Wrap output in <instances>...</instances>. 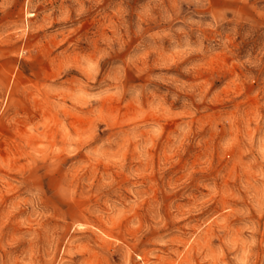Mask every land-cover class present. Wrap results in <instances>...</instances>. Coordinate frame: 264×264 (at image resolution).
<instances>
[{
    "label": "rangeland",
    "instance_id": "obj_1",
    "mask_svg": "<svg viewBox=\"0 0 264 264\" xmlns=\"http://www.w3.org/2000/svg\"><path fill=\"white\" fill-rule=\"evenodd\" d=\"M0 264H264V0H0Z\"/></svg>",
    "mask_w": 264,
    "mask_h": 264
}]
</instances>
